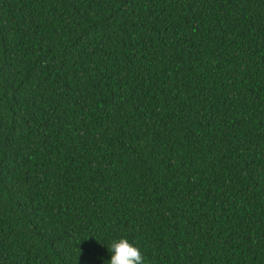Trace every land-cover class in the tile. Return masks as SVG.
Listing matches in <instances>:
<instances>
[{
	"label": "trees",
	"instance_id": "trees-1",
	"mask_svg": "<svg viewBox=\"0 0 264 264\" xmlns=\"http://www.w3.org/2000/svg\"><path fill=\"white\" fill-rule=\"evenodd\" d=\"M264 264V0H0V264Z\"/></svg>",
	"mask_w": 264,
	"mask_h": 264
},
{
	"label": "clouds",
	"instance_id": "clouds-1",
	"mask_svg": "<svg viewBox=\"0 0 264 264\" xmlns=\"http://www.w3.org/2000/svg\"><path fill=\"white\" fill-rule=\"evenodd\" d=\"M109 251L112 255L107 264H145V257L139 247L134 246L126 238L112 241Z\"/></svg>",
	"mask_w": 264,
	"mask_h": 264
}]
</instances>
